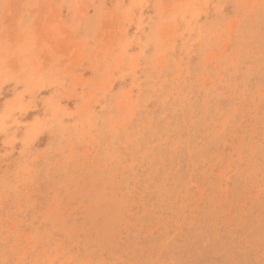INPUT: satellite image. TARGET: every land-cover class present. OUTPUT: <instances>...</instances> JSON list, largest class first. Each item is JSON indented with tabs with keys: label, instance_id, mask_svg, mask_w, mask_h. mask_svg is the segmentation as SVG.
Wrapping results in <instances>:
<instances>
[{
	"label": "rangeland",
	"instance_id": "rangeland-1",
	"mask_svg": "<svg viewBox=\"0 0 264 264\" xmlns=\"http://www.w3.org/2000/svg\"><path fill=\"white\" fill-rule=\"evenodd\" d=\"M0 264H264V0H0Z\"/></svg>",
	"mask_w": 264,
	"mask_h": 264
}]
</instances>
